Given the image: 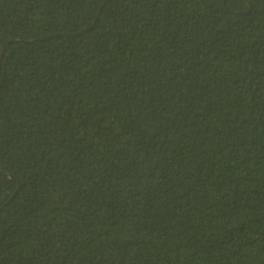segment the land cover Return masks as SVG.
Returning <instances> with one entry per match:
<instances>
[{
	"label": "trees",
	"instance_id": "1",
	"mask_svg": "<svg viewBox=\"0 0 264 264\" xmlns=\"http://www.w3.org/2000/svg\"><path fill=\"white\" fill-rule=\"evenodd\" d=\"M0 264H264V0H0Z\"/></svg>",
	"mask_w": 264,
	"mask_h": 264
}]
</instances>
